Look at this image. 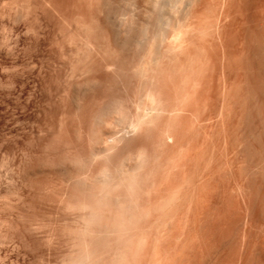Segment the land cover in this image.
Wrapping results in <instances>:
<instances>
[{"label": "rangeland", "instance_id": "obj_1", "mask_svg": "<svg viewBox=\"0 0 264 264\" xmlns=\"http://www.w3.org/2000/svg\"><path fill=\"white\" fill-rule=\"evenodd\" d=\"M194 1L149 79L150 1L0 0V264H264V0Z\"/></svg>", "mask_w": 264, "mask_h": 264}, {"label": "bare ground", "instance_id": "obj_2", "mask_svg": "<svg viewBox=\"0 0 264 264\" xmlns=\"http://www.w3.org/2000/svg\"><path fill=\"white\" fill-rule=\"evenodd\" d=\"M148 1H150L149 3H150V5H151V11L150 12H152V10L153 11H155V12H153V13H155L156 14V12H157V15L155 16V20L154 21H156L155 22V24H154V33H153V35H152V37H150V38H148L147 39V35L146 34H148V33H146V30L148 29V28H146L148 25L147 24H145V27H143L142 29V35H140L141 36V39L139 38V40L141 41H139L140 43H142V41H143V44H145L146 42H147V40L149 41V43H146V44H149V46H148V48H149V53L146 51V54H144L143 56H142V63L140 64L139 63V66H138V68H136V69H134V70H136V72H137V74L136 75H138L139 74V76L141 75V76H145V75H147L146 77L147 78H149V76H148V72L150 71V73L151 72H153L152 73V78H153V74L155 73L156 74V72H154L155 70L157 71V68H156V65L157 66H159L161 63H159L160 62V59L161 58H163L162 56H163V54H161V52L162 53H165V51L167 50L168 52H169V54L171 55V53L170 52H173V54L175 55V52H176V56H177V51L178 50H180L181 49V46H182V38H183V31L185 30V29H183V28H185V27H187L184 23H186V19H187V15H189L188 13H189V11L191 10V8L193 7V5H194V0H148ZM147 11V10H146ZM149 12V11H148ZM152 13V14H153ZM154 14V15H155ZM151 16V15H150ZM149 17V16H148ZM148 19V18H147ZM154 19V18H153ZM123 21V19L121 20V22ZM150 21V20H149ZM153 21V22H154ZM189 22V21H188ZM123 23V22H122ZM125 23V22H124ZM147 23V22H146ZM152 23V22H151ZM121 24V23H120ZM126 24H128V23H126ZM153 25V24H152ZM151 25V26H152ZM184 25H185V27H184ZM130 26V25H129ZM143 26V25H142ZM120 27V26H119ZM122 28H124L123 26H122ZM129 30H130V28L129 27H127ZM149 28H150V24H149ZM152 28V27H151ZM153 29V28H152ZM126 30V29H125ZM169 30H171V35L172 36H169V35H167V33L169 32ZM173 31V32H172ZM185 32V31H184ZM137 38V37H136ZM147 39V40H146ZM145 41V42H144ZM137 42H138V40H137ZM165 43H166V46H164L163 47V45H165ZM184 43V42H183ZM167 44H168V46H167ZM137 45V44H136ZM138 46H140V45H138ZM144 46V45H143ZM167 47V48H166ZM148 48L146 49V50H148ZM162 48H164V51H163V49ZM166 48V49H165ZM166 51V52H167ZM180 52V51H179ZM143 53V52H142ZM148 53V54H147ZM167 54V53H166ZM165 54V56H166V58H168L167 57V55ZM171 55V56H169L170 58L172 57V56H174V55ZM183 54V53H182ZM181 55V54H180ZM175 57V56H174ZM178 57V56H177ZM173 58V57H172ZM139 59H140V57H139ZM141 60V59H140ZM175 60V59H174ZM166 61V60H165ZM167 62V61H166ZM169 62V61H168ZM172 63V62H171ZM159 64V65H158ZM170 65V64H169ZM154 67H155V70H153L154 69ZM153 68V69H152ZM153 71H152V70ZM178 71V70H177ZM162 72V71H161ZM135 73V72H134ZM140 76V77H141ZM139 77V78H140ZM146 77H144L145 79H147ZM156 77V76H155ZM150 78H151V76H150ZM149 78V79H150ZM155 79V78H154ZM148 80V79H147ZM142 81V80H141ZM155 81V80H154ZM158 82V81H157ZM144 84V83H143ZM151 84V83H150ZM146 88V87H145ZM145 90V89H144ZM143 91V90H142ZM146 93H148V92H146ZM153 93V92H152ZM152 93H150V91H149V93L146 95V94H144L145 96H144V101H142V102H140L139 104H140V106L138 105V107H140L138 110L139 111H137L136 112V115H135V117H129V120H128V118L126 119V117L127 116H125L124 117V115H122L121 117H116L115 118V121H114V123L115 122H117L118 123V125H119V123H121V125H122V132H121V134L119 135V133H120V131H117V132H114V133H112V134H110L108 137H107V140L105 141V139H104V141L106 142H104L103 141V144L105 143L106 144V146H105V149L107 150L108 148H110V149H112L111 147L114 145L115 147H116V143H117V141H123L122 140V138L124 139V137L125 136H127V135H131V134H133L134 133V135H135V133H137L138 131H139V129L141 128V126L144 124L145 125V122L147 121V123H148V121H149V118L151 119H155L159 114H161V112H162V109H161V107H160V105H159V102H158V99H156L157 97H156V95L154 96ZM141 97H143V96H141ZM141 101V100H140ZM165 109V108H164ZM163 112H165V110H163ZM125 115H128V114H125ZM129 116V115H128ZM131 116V115H130ZM118 118V119H117ZM151 119V121L153 122V120ZM157 119V118H156ZM117 120V121H116ZM119 121V122H118ZM150 122V121H149ZM152 122H150V123H152ZM116 123V124H117ZM147 123H146V125H147ZM125 124V125H124ZM120 126V125H119ZM124 126V127H123ZM118 127V126H117ZM121 127V126H120ZM120 129V128H119ZM107 136V135H106ZM132 136V135H131ZM170 136V135H169ZM169 136H167V137H169ZM129 137V136H128ZM126 138V137H125ZM170 138V137H169ZM128 139V138H127ZM119 143V142H118ZM102 148V147H101ZM101 150V149H100ZM100 155V154H99ZM100 156H102V155H100ZM142 158V157H141ZM139 159H140V157H139ZM143 159V158H142ZM142 159H140L141 161L140 162H144V160H142ZM136 162V160L134 161V163ZM139 161L137 162L138 163V165L135 163L134 165H136V166H139L140 167V163ZM133 163V162H132ZM125 164H123L122 165V167L124 166ZM130 165V164H129ZM134 165L133 166H131L130 165V167L128 166H126L125 168H123V170H122V168H121V172H119V174L117 173V176H115V178L113 177V171L111 172V174H109V173H107V170L106 171H104L103 170V172H105V173H101L99 176V178H98V180L96 179L97 177H98V175H97V177L95 178L96 180L95 181H97V183L98 182H100V184H103V186L105 187V186H116L117 185V183L119 184H121V182H126V180L128 179L129 181H130V179L133 177L134 178V176L132 175L133 173V171L135 170L136 171V168H139V167H134ZM115 168V167H114ZM118 168V167H117ZM103 169V168H102ZM108 169V168H107ZM112 170V169H111ZM115 170V169H114ZM102 171V170H101ZM119 171V170H118ZM139 171V170H138ZM135 173V172H134ZM115 174V173H114ZM132 175V177H130L131 175ZM110 175H112V176H110ZM119 176V177H118ZM130 177V178H129ZM139 177V176H138ZM116 178H118L117 180H116ZM139 179V178H138ZM132 180H135V179H132ZM115 181V182H114ZM116 181H117V183H116ZM113 183V184H112ZM115 183V184H114ZM129 183V182H128ZM119 184V186L121 187L122 185H120ZM136 185V184H135ZM96 186V185H95ZM101 186V185H100ZM100 186H98L99 188H98V190L100 189L101 190V188H100ZM123 186H125V184L123 185ZM97 187V186H96ZM102 187V186H101ZM107 187H105V188H107ZM127 187V186H126ZM131 187V186H130ZM98 190H97V193H98ZM99 190V191H100ZM114 190V189H113ZM102 191V190H101ZM108 191V190H107ZM106 191V192H107ZM102 194H103V192H102ZM106 195V194H105ZM118 197V196H117ZM101 199V198H100ZM113 199V198H112ZM117 199V198H116ZM173 200V199H172ZM175 200H176V197H175ZM175 200H173V201H175ZM101 201V200H100ZM102 201H105V200H102ZM113 201V200H112ZM114 201H117V200H114ZM119 201H120V199H119ZM171 201V200H170ZM169 203V202H168ZM79 261V260H78ZM78 261H77V263H78ZM80 262V261H79ZM77 263H75V264H77Z\"/></svg>", "mask_w": 264, "mask_h": 264}]
</instances>
